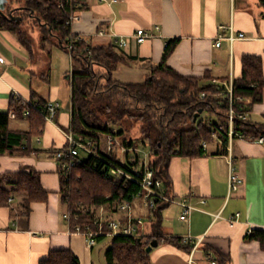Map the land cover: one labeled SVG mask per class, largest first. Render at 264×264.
<instances>
[{"label": "crops", "instance_id": "crops-1", "mask_svg": "<svg viewBox=\"0 0 264 264\" xmlns=\"http://www.w3.org/2000/svg\"><path fill=\"white\" fill-rule=\"evenodd\" d=\"M75 13L78 18L70 24L71 34L80 35L91 47L111 46L115 36L128 39L125 46L117 48L127 61L111 72L112 80L120 83L144 82L160 63L165 43L172 39L178 42L165 64L183 76L206 75L221 82L240 77L243 55L259 57L264 76V0H80ZM231 28L244 38L232 42L223 39L215 46L217 35H227ZM138 29L151 36L137 42L134 34ZM48 46L49 51L37 48L38 52L33 46L29 51L14 32L0 29V111L9 108L15 94L30 102L60 105L57 120H46L40 143L32 142L37 153L0 156V174L34 169L40 172V183L48 191L45 202L29 204L28 218L19 216V195L0 206V264H39L53 250H70L80 264H108V237L89 248L82 235L68 232L62 218L66 208L60 200L58 166L51 152L64 145L63 129L70 124L73 62L57 44L49 42ZM248 100V120L263 124L264 85L260 102L251 104ZM13 121L12 128H27L25 119ZM231 156L242 178L239 189L231 195L227 192L229 158L221 141L208 142L202 155L170 158V184L169 188L163 185V190L198 210L180 219L182 205L173 202L165 206L162 240L147 252L146 264H210L211 260L215 264H264L259 242L246 239L251 230L264 229V144L236 138ZM134 213L146 219L147 209L136 207ZM231 218L233 224L229 223ZM147 225L149 233L150 223ZM188 235L200 240L194 248L182 241H163L164 237L182 239Z\"/></svg>", "mask_w": 264, "mask_h": 264}, {"label": "trees", "instance_id": "trees-1", "mask_svg": "<svg viewBox=\"0 0 264 264\" xmlns=\"http://www.w3.org/2000/svg\"><path fill=\"white\" fill-rule=\"evenodd\" d=\"M76 1L80 0H7L4 13L8 15L13 8L21 21H9L0 15V29L8 28L14 32L19 41L31 51V37L28 39L29 33L22 25L24 20L32 19L40 28L42 42H53L70 54L73 62L70 75V124L64 131L70 132L77 140L92 141L103 158L115 161L116 157L106 152V135L115 136L123 145L127 142L129 145L138 146L137 142L119 138L124 131L122 128L115 131L113 125L121 126L130 118L140 120L142 143L149 146V164L153 167L155 176L162 180L164 187L169 188L167 168L170 158L174 155H202L204 149L201 144L204 141H212L211 134L217 123L227 126L228 101L225 87L211 83V78L206 75L183 76L166 66L165 62L178 39L165 43L160 63L144 82L125 84L112 80L111 72L119 63L127 61L114 44L108 47H91L83 41H72L73 47L68 49L71 30L66 21L69 14L77 9L74 6ZM16 6L18 7L14 8ZM95 67L104 68L105 72L98 73ZM101 81L104 83H100ZM263 85L260 58L243 55L241 75L233 78V95L250 98L251 104L258 103L262 99ZM46 102L38 100L35 102L37 109H33L30 105L21 104L12 96L9 108L0 111V156H30L37 153L32 140L41 135L46 124L43 113ZM26 107H29V113L23 116ZM235 107L234 130L242 133L244 138L257 140L262 137L264 144V123L242 120L240 114L247 109H240L239 103L235 104ZM200 110L201 113L206 111L210 115L215 114L217 120L201 118V113L194 120V115ZM11 112L15 114L14 118L10 117ZM20 119L27 121V128H12V120ZM56 120L57 113L54 121ZM220 137L226 139L222 134ZM65 145L66 139L63 146ZM104 164L98 158L86 156L81 164L71 170L68 181L64 180L62 172L58 169L61 203L65 205L66 210L78 216L77 221L72 220L71 224L85 225L91 220L96 208L107 205L115 209L118 202L129 200V194L136 191L137 185L134 183L129 182L122 187L104 178ZM164 193L170 196L168 189L164 190ZM13 195L21 197L19 216L28 218L29 204L45 202L48 198V191L40 183V172L23 169L1 173L0 206L7 205ZM106 196H109V199H106ZM167 204L168 202L159 201L153 208L147 209L144 220L150 223L149 233L139 237H108L110 246L105 251L108 264L148 263V253L145 249L151 240L156 239L158 243L162 240V210ZM104 237L99 236L96 239L100 241ZM164 238L165 242L178 244L182 241L179 238ZM246 239L257 240L264 250V229L251 230ZM39 264L80 263L70 250H53L45 259L39 261Z\"/></svg>", "mask_w": 264, "mask_h": 264}, {"label": "built area", "instance_id": "built-area-1", "mask_svg": "<svg viewBox=\"0 0 264 264\" xmlns=\"http://www.w3.org/2000/svg\"><path fill=\"white\" fill-rule=\"evenodd\" d=\"M75 8L78 9L80 6V1H76L74 4ZM76 10V9H75ZM73 10L69 16L66 23L71 24L72 21L78 18V15ZM157 28V27H156ZM137 42L142 43L151 35L146 33L143 29H138L134 34ZM244 38L243 33L235 34L232 28L229 30L227 35L220 33L217 35L214 45L219 46L221 40L227 39L230 42L235 39ZM71 42L68 45V49H72V41H82L80 35L70 36ZM128 39L123 36H115L113 44L116 47H123L127 44ZM90 51H87L89 55ZM211 83L224 85L226 90L227 98V126L222 123H217L216 128L212 131V140L221 141L226 145L227 157L229 158V172L227 177V187L228 195L236 192L241 183L242 178L236 172L232 165L231 147L233 140L236 138H244V135L240 132H236L233 128L234 116L236 114L235 104L239 103V108L246 110L240 114L242 120H248L250 111L247 105L249 104L248 98L242 96H234L232 92V82L233 79L228 81H219L217 79H211ZM16 100H19L21 104L27 106L30 105L31 108L37 109V103L30 102L26 99H22L19 95H13ZM204 93L201 94V97ZM60 105L58 102L47 101L43 109L44 117L46 120L54 121L55 115L59 110ZM39 110V109H38ZM29 113V107L24 108L23 116H27ZM10 117L14 118L15 114L10 113ZM64 136L66 139V145L60 148L53 149L51 152L52 158L56 161L58 169L62 172L65 181H68L71 170L82 163L83 158L86 156H93L102 160L104 168L102 169V174L104 178L111 180L114 184H120L124 187L127 183L131 182L137 185L135 192L129 194V200H123L117 203L115 209L108 207L107 205H101L94 211L91 220L85 225L79 223L71 224L72 220L78 219L76 214L71 213L69 210H65L62 214V218L68 224V232L74 234L82 235L86 240V245L91 248L96 244V237H114V236H135L139 237L147 234L148 225L144 218L134 213L136 207L148 209L153 208L157 202L163 201L168 203H178L184 207L180 219H186L192 210H198L197 207L185 203L184 201H177L174 198L166 195L163 190V182L160 178L156 177L154 174V169L149 164L150 152L144 154V158L141 159L137 154L139 151V146L123 145L120 141L113 135L108 134L104 140V146L106 152H113L115 150L116 158L110 160L108 158H103L96 150V146L92 141H81L75 139L70 132L64 131ZM220 134L224 135L226 139L220 137ZM258 142L263 143V138L257 139ZM32 142L36 144L40 143V137L37 136ZM208 142H202V148L207 147ZM24 148V146H22ZM130 155V156H129ZM123 160V161H122ZM109 199V196H106ZM10 201V199H9ZM204 203V200L200 201ZM137 204H139L137 206ZM238 213L235 215L237 216ZM234 219L229 220L230 224H233ZM183 243L190 244L193 248L200 242L199 239H193L191 236H185L182 238ZM210 264H215V261L211 260Z\"/></svg>", "mask_w": 264, "mask_h": 264}, {"label": "rangeland", "instance_id": "rangeland-1", "mask_svg": "<svg viewBox=\"0 0 264 264\" xmlns=\"http://www.w3.org/2000/svg\"><path fill=\"white\" fill-rule=\"evenodd\" d=\"M22 27L25 30H27V32L29 33L28 34V39H30V37H31V45L33 46V49L38 50V52L40 51L39 49H43V48L46 49V51H49L48 50L49 49L48 48L49 47L48 46L49 42L48 41L47 42L46 41L42 42L40 40L41 36H43V35L39 31L40 28L34 24V21L32 19L24 20V23H23ZM37 48H39V49H37ZM47 55L49 57V53L48 52H47ZM94 69L98 73L99 72H105L104 68L95 67ZM100 83L103 84L104 81H101ZM200 117L201 118H207V119H209L211 121H216L217 120L215 114H211L210 115L206 111L201 113ZM11 126H14V121L13 120L11 122ZM113 127H114L115 131H117V130H119L121 128L123 129L124 134L120 135L119 138H123V139H125L128 142L129 141H133V142H137L138 143L139 151H137V154L140 156L141 159H143L144 158V154L147 151L149 152V146L142 143V135L143 134L141 132L142 124H141L140 120H136L135 118H130V119L125 120L123 125L119 126L117 124H114ZM109 154H112L113 156H116L115 150L112 153L109 152ZM18 199H19V197H18ZM104 238H102V239H104ZM106 241L108 242V241H110V239L106 238Z\"/></svg>", "mask_w": 264, "mask_h": 264}, {"label": "water", "instance_id": "water-1", "mask_svg": "<svg viewBox=\"0 0 264 264\" xmlns=\"http://www.w3.org/2000/svg\"><path fill=\"white\" fill-rule=\"evenodd\" d=\"M7 0H0V15L4 16L5 18H7L9 21H16L17 23H19L21 21L20 17H12L9 15H6L4 13V9H5V4H6ZM201 113V110L198 111L195 115H194V120L199 116V114ZM158 245V241L156 239H153L150 241V243L148 244V246L146 247V252H150V250L153 247H156Z\"/></svg>", "mask_w": 264, "mask_h": 264}, {"label": "flooded vegetation", "instance_id": "flooded-vegetation-1", "mask_svg": "<svg viewBox=\"0 0 264 264\" xmlns=\"http://www.w3.org/2000/svg\"><path fill=\"white\" fill-rule=\"evenodd\" d=\"M15 8V7H14ZM13 9V8H12ZM12 9H10V11L8 12V15L9 16H12V17H18L17 15H15V12H16V10H12ZM5 10V9H4Z\"/></svg>", "mask_w": 264, "mask_h": 264}]
</instances>
